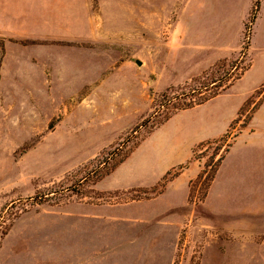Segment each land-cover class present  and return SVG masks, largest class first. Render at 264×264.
Wrapping results in <instances>:
<instances>
[{
  "label": "rangeland",
  "instance_id": "obj_1",
  "mask_svg": "<svg viewBox=\"0 0 264 264\" xmlns=\"http://www.w3.org/2000/svg\"><path fill=\"white\" fill-rule=\"evenodd\" d=\"M253 1L59 0L50 33L0 34V246L22 219L37 254L56 243L62 254L73 221L148 199L158 185L119 196L100 187L170 114L223 93L250 68L231 91L253 90L239 132L264 101V0L254 19ZM222 44L236 50L217 59ZM233 129L196 152L205 164L218 147L204 179ZM204 179L190 187L196 218ZM253 229L229 235L188 219L173 264H264V225Z\"/></svg>",
  "mask_w": 264,
  "mask_h": 264
},
{
  "label": "crops",
  "instance_id": "obj_2",
  "mask_svg": "<svg viewBox=\"0 0 264 264\" xmlns=\"http://www.w3.org/2000/svg\"><path fill=\"white\" fill-rule=\"evenodd\" d=\"M58 3L0 0V34L20 38L28 33H50ZM38 19L44 30L35 29ZM227 50L233 52L236 47L217 46V59ZM244 74L223 93L170 114L137 142L100 187L119 196L151 188L167 172L181 167L160 193L144 200L131 198L113 212L73 221L62 254L57 243L49 254H37L29 237L32 233H26L22 219L17 220L2 240L0 264H173L180 227L188 219L223 234L260 232L253 226L256 221L260 228L264 225V101L235 134L242 123L237 116L253 91L242 96L231 92ZM230 128L232 139L196 218L188 198L203 160L195 159L192 151L199 143L228 135Z\"/></svg>",
  "mask_w": 264,
  "mask_h": 264
},
{
  "label": "trees",
  "instance_id": "obj_3",
  "mask_svg": "<svg viewBox=\"0 0 264 264\" xmlns=\"http://www.w3.org/2000/svg\"><path fill=\"white\" fill-rule=\"evenodd\" d=\"M259 8H260V0H254V1H253V7H252V17H253V19L256 17V13L259 11ZM246 102H248V101H246ZM246 102H245V103H246ZM245 103H244V104H245ZM243 106H244V105H243ZM243 106H242V108H243ZM184 108H185V107H184ZM242 126H244V125H242ZM225 137H226V136L221 137V138L216 139V140L204 141V142H202V143H199L196 147H194V149H193V151H192V153H193V157L195 158V154H196V152H197L198 150H200L201 148L205 147L206 145H210V144H212V143H215V142H217V141H219V140H221V139H225ZM217 151H218V147H217V150H216L212 155H210L209 159L205 162V164H204L205 167H207L208 164H210V163L214 160L215 155L217 154ZM226 151H227V148H225V149L223 150V152H221V153L218 155V157L216 158V160H215L214 163H213L214 167H212V170L208 173L207 177L204 179V183H203V184H204V195L206 194V191H207V189H208V187H209V185H210V182L212 181V179H213V177H214V173H215V171H216L218 165L220 164L222 158L224 157V154H225ZM124 158H125V157H124ZM124 158L120 159V160H119L118 162H116L112 167H114L115 165H117V163H120ZM196 158H197V157H196ZM180 168H181V167H179V168H178L177 170H175V171H169V172H167V173L162 177V179L158 182L157 185L159 186V188H158L156 191H154L152 194L160 193V192L163 190V188H164L166 182H167L170 178H172L173 176H175V175L178 173V170H179ZM113 169H114V168H113ZM113 169H111V170H113ZM201 177H202V172L198 175L196 181L200 180ZM157 185H155V186H157ZM155 186H153V188H154ZM42 198H46V197H43V196H42ZM4 233H5V232H3V234H4Z\"/></svg>",
  "mask_w": 264,
  "mask_h": 264
},
{
  "label": "built area",
  "instance_id": "obj_4",
  "mask_svg": "<svg viewBox=\"0 0 264 264\" xmlns=\"http://www.w3.org/2000/svg\"><path fill=\"white\" fill-rule=\"evenodd\" d=\"M207 167H205L204 165V161L202 163V177L200 178V180H203L206 173H207ZM200 187V183H198L197 187H196V191H195V196L192 197V204L193 205H196V204H199L201 203L200 199L198 198V189Z\"/></svg>",
  "mask_w": 264,
  "mask_h": 264
},
{
  "label": "water",
  "instance_id": "obj_5",
  "mask_svg": "<svg viewBox=\"0 0 264 264\" xmlns=\"http://www.w3.org/2000/svg\"><path fill=\"white\" fill-rule=\"evenodd\" d=\"M135 62H136L137 64H141V61L138 60V59H136Z\"/></svg>",
  "mask_w": 264,
  "mask_h": 264
}]
</instances>
